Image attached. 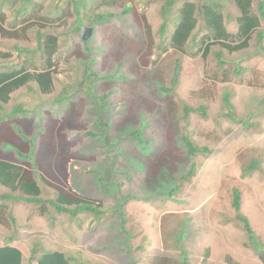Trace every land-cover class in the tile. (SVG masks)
<instances>
[{
    "label": "rangeland",
    "instance_id": "rangeland-1",
    "mask_svg": "<svg viewBox=\"0 0 264 264\" xmlns=\"http://www.w3.org/2000/svg\"><path fill=\"white\" fill-rule=\"evenodd\" d=\"M2 1L0 8L6 17L5 27L22 33L19 40L0 38V51L12 53L11 60L0 61V70L20 63L22 58L15 46L34 48L37 45L39 21L43 20L49 32L58 35L60 43L54 57L53 93L42 95L36 84H30L14 93L0 111L3 116L0 157L29 165L38 177L40 171L35 157L32 162L23 159L13 142L19 140L21 142L16 143L24 146V142L33 140V156H36L44 144L49 123L63 121V109L68 101L88 98L80 88V59L93 60V70L105 79L97 81L96 95L107 92V98L103 99L107 110L102 111V107L99 110L104 122L110 126L108 132L103 127H96L98 117L95 111L92 112L96 105L88 101L81 116L75 117L84 128L66 129L60 133L75 143L73 152L92 158L72 160L68 164V190L101 203L105 215L95 218L84 213L72 220L65 214H55L54 225H51L48 217L40 215L38 206L8 203L4 213L8 225L0 223V247L10 245L20 249L22 264H30L31 252L37 246L41 250L77 255L84 264H153L161 257L181 259L170 233L185 221L188 225L182 246L187 251L188 264H262L254 251L245 245L247 237L235 219L232 201L233 191L238 189L241 213L249 219L255 234L264 243V39L261 48L257 45V32L264 34V20L252 36L249 47L240 52L230 54L220 47H213L204 58L200 44L185 46L180 85L176 96L172 97V106L180 116L185 105L196 111L190 114L188 125L177 117L179 129L168 134L152 112L137 110L131 104L135 103L134 97L155 101L154 87L160 82L169 85L178 53L163 54L161 48L170 42L177 25V11L183 2L174 8L167 32L161 36V9L165 0H126L125 3L132 7V12L127 15H123V0H118L113 7L101 5L103 0H30L27 17L35 18L31 20V29H24L28 23L23 20L27 19L15 13V9L26 5V0L12 6H6ZM82 1L85 6H81L76 14L74 8ZM213 1L222 4L227 30L236 34L235 18L240 15L235 0ZM260 1L264 0H252L254 11ZM107 15L113 17L105 22L98 21L100 16ZM197 18L198 25L193 34L199 41L207 30L200 17ZM146 24L150 28V38ZM82 27L93 29L87 41L82 40ZM218 52L222 53L223 66L219 64ZM238 69L242 70L240 75L236 74ZM224 76H229V81H222ZM106 85H111V89L114 87L109 91L104 89ZM62 94L70 100L60 99ZM227 94L236 119L249 120L257 124L256 127H246L228 117L224 102ZM156 103L158 108L162 107L158 101ZM19 104L28 113L18 119H27L30 125V132L21 127L23 134L6 115ZM200 108H205L206 118L201 115ZM140 130L141 136L152 144L147 154L141 152L142 145L132 134ZM184 130L211 153L197 154L190 159L178 141ZM89 132L99 139L90 136ZM106 135L111 143L103 140ZM176 147L183 158L170 166V184L178 183L192 161L196 163V172L190 181L178 186L177 193L168 197L163 194L168 190L166 185H170L168 180L164 179L158 189L151 191L147 187L146 169L163 152ZM55 154L59 161L66 159L57 150ZM259 155L263 159L261 170L242 177L243 163ZM131 159L141 160L144 165L136 163L137 168ZM5 191L0 187V193ZM46 192L42 194L43 198L53 195L50 189Z\"/></svg>",
    "mask_w": 264,
    "mask_h": 264
},
{
    "label": "trees",
    "instance_id": "trees-1",
    "mask_svg": "<svg viewBox=\"0 0 264 264\" xmlns=\"http://www.w3.org/2000/svg\"><path fill=\"white\" fill-rule=\"evenodd\" d=\"M2 1V0H1ZM20 0H3L2 3L6 6H12L18 3ZM202 1V0H201ZM126 0H123L124 12L123 15H127L132 12V7L130 4L125 3ZM179 2H183L181 8L177 11V25L174 32L170 37V42L164 44L162 49L163 54L168 53H178L174 59V66L170 74L169 85L164 82L158 83L154 88L153 100L147 98L140 99L134 97L135 103L131 104L135 106L137 110H147L152 112L151 115H154L158 120H160V125L165 128L166 133H171L172 130L179 129L177 117L182 119L186 125H188L189 116L192 112L196 111L192 107L185 105L183 108V113L180 116L175 108H173L172 97L176 96V91L180 85V77L182 72V57L185 55V46L189 45L194 47L199 45L203 47L204 58L210 54L213 47H220L223 50H226L230 54L246 50L252 40V36L261 28V21L264 20V1H260L257 4V10L254 11L252 8V0H235L237 9L239 11L238 17L235 18V22L238 25V31L236 34H232L227 30L225 23L224 15L221 11L223 8L222 4L213 0H206L202 2H191L189 0H165L161 9L162 15V24L160 27V35L164 36L168 29V24L170 18L173 14L174 8ZM12 4V5H11ZM118 4V0H103L101 5L107 7H113ZM30 5V0H26L25 6H20L15 9V13L18 15H23L27 20L23 22L28 25H24V29H31V20L35 18H29L28 8ZM85 6V4L80 2L75 6V13L80 12V7ZM200 17L204 26L207 30V34L201 37L199 41H196V37L193 34L198 25V18ZM36 17V16H35ZM113 15L100 16L99 22H105L111 19ZM229 18V16H228ZM48 20L47 18H44ZM43 21V20H42ZM39 21L38 24L41 28L36 30V46L34 48H24L15 46V50L18 51L20 63L13 67H7L4 70H0V111L4 110V106L7 105L12 95L30 84H36L38 91L42 95H51L54 91V77L56 75V63L54 57L59 50V37L55 32H49L50 30L45 27L44 23ZM6 17L0 8V38L9 39V40H19L21 38V30L18 29H7L5 27ZM147 35L151 37V32L148 24H146ZM21 32V33H20ZM25 33V32H23ZM26 36L25 34H23ZM82 37V35H81ZM264 39L263 32H257V45L261 48L262 41ZM202 49V48H201ZM182 54V56H181ZM219 58V64L224 65L222 61V53H217ZM12 59V53L0 51V61H9ZM93 60L80 59L79 62L82 66L80 73V85L81 90H83L88 98L80 99L77 102L68 101L66 107L63 109L64 119L62 122L54 121L50 122L47 126V136L44 138V144L42 145L40 151L36 156H33V148H35L34 141L32 140L31 145L32 151L30 150L31 145L27 142H24V146L16 143L21 142L15 140L13 142L16 151L23 159L29 161H34L39 168L40 174L36 177L33 172L29 169V165L24 163L10 161L0 157V187L4 188L6 191L0 193V223L3 225H8L7 219L4 216L5 211H7L9 205L8 203H18L23 202L31 205L38 206L39 213L43 217H48L51 225H54V215L55 214H65L72 220H76L80 214H90L95 218H100L105 215V210L102 208V204L97 202L94 199L83 197L77 194L74 191L68 190V164L72 160H91L90 157L79 154L78 152H73L72 148L75 143L70 141L67 136L61 135L60 133L68 130H81L84 125L77 123V119L81 116L82 110L84 109L86 102L91 101L95 104V111L97 114L98 120L96 121V127L102 128L108 132L109 123L104 122L102 118V111H106L104 98H107V92H103L102 96L96 95L97 81L100 78L99 74L93 70L92 65ZM157 63V62H156ZM242 70L238 69L236 74L240 75ZM228 74V72H226ZM109 81V80H108ZM222 81H229V76H224ZM111 82V81H109ZM108 83V82H107ZM114 87V86H113ZM112 87V89H113ZM105 90L111 91V85H106ZM90 91V92H89ZM229 94L224 98L225 107L227 110V115L231 120L239 121L243 123L246 127L254 128L257 124L252 122L237 120L234 116L233 106L229 99ZM62 100H67L70 98L66 94H62ZM87 99V101H86ZM133 99V98H130ZM162 104L161 108H158V104ZM146 104V106H144ZM108 106V104H107ZM102 107V111L99 110ZM154 107L156 109H154ZM201 115L206 118L204 112L205 108H200ZM28 113L25 110L24 106L19 104L15 106L9 113L6 115L14 120L15 129L22 133L21 127H24L28 132H30L29 122L25 119H18L19 116H26ZM16 120V121H15ZM3 121V116L0 115V123ZM26 122V123H24ZM131 127V126H130ZM184 129V128H183ZM46 131V130H45ZM27 132V133H28ZM142 130L140 132H133L135 138L141 143L142 149L141 152L147 154L148 150L152 147L149 141H146L141 136ZM25 133V134H27ZM90 136L96 137L99 139V136L89 132ZM55 136V137H54ZM106 143H111L108 135L104 137ZM180 143L181 146L185 147L186 155L190 159L196 157L197 154H210L211 150L207 147L199 146L196 140H193L190 136V133L187 130H184L180 134ZM172 144L177 145L181 148L176 141H172ZM56 150L66 156L65 160L59 161L57 155L55 154ZM43 151V153H42ZM183 157L179 154V150L174 148V150L169 149L166 152H163L153 163L149 164V167L146 169L147 174V187L151 188V191L158 189L159 185L164 181L168 180L170 184L171 174L169 172L170 166L174 165L181 160ZM47 160L49 163L44 162ZM137 159L132 160L131 163L137 168L138 164H143ZM26 161V160H24ZM262 156L250 157L242 165V177H249L255 171H259L262 168ZM192 161L186 174L180 176V180L176 184L166 185V189L163 194L168 197H172L179 190V185L181 183L190 181L196 172V163ZM46 164L48 166H46ZM144 165V164H143ZM106 175V174H105ZM109 175L107 174V177ZM150 179L153 180V183H149ZM172 183V182H171ZM46 189H50L53 193L49 198H43L42 194H46ZM126 201V200H125ZM233 208L235 210L236 216L235 219L238 224L244 230L247 242L246 247L252 249L257 255L262 264H264V243L261 242L259 237L255 234L254 230L251 227L249 219L241 213V192L238 189L233 191ZM118 211V210H117ZM119 212V211H118ZM123 217V214H120ZM12 224L14 220L11 218ZM124 221V220H123ZM123 225V224H122ZM187 222L183 221L179 224V227L170 233L171 237L175 239V248L179 251L180 260H172L168 257L156 258L155 263L153 264H188L186 261L187 251L182 246V241L184 235H186L185 228L187 227ZM124 230V228H121ZM36 262V264H84L81 258L77 255L67 254L60 251H48L41 250L39 246L35 247L31 252L30 264ZM23 263V254L20 249L10 245H4L0 247V264H22Z\"/></svg>",
    "mask_w": 264,
    "mask_h": 264
},
{
    "label": "water",
    "instance_id": "water-1",
    "mask_svg": "<svg viewBox=\"0 0 264 264\" xmlns=\"http://www.w3.org/2000/svg\"><path fill=\"white\" fill-rule=\"evenodd\" d=\"M93 29L88 27H82V38L87 41L92 35Z\"/></svg>",
    "mask_w": 264,
    "mask_h": 264
},
{
    "label": "clouds",
    "instance_id": "clouds-1",
    "mask_svg": "<svg viewBox=\"0 0 264 264\" xmlns=\"http://www.w3.org/2000/svg\"><path fill=\"white\" fill-rule=\"evenodd\" d=\"M89 28V27H88ZM82 40H83V38H82ZM84 41V40H83Z\"/></svg>",
    "mask_w": 264,
    "mask_h": 264
}]
</instances>
